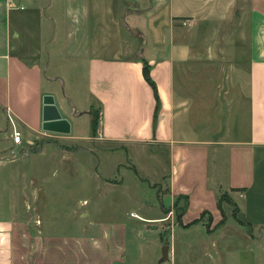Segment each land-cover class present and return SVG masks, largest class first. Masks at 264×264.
I'll list each match as a JSON object with an SVG mask.
<instances>
[{"label":"crops","instance_id":"1","mask_svg":"<svg viewBox=\"0 0 264 264\" xmlns=\"http://www.w3.org/2000/svg\"><path fill=\"white\" fill-rule=\"evenodd\" d=\"M238 12L248 50L249 91L242 99L246 127L243 138L220 141L224 134L209 119L214 96L200 97L194 90L200 104L186 102L182 82L187 69L209 59L205 51L215 50V43L199 41L206 26L232 20ZM57 47L63 58L88 67L89 106L94 101L101 106L99 140L170 146L171 195L189 200L186 221L206 209L220 217V182L210 176L209 146H229L227 190L236 188L244 197L245 222L264 228V0H15L9 8L0 0V106L30 132H43V96L52 94L71 123L69 134L86 139L89 135H79L64 110V99L45 83L51 76L45 60ZM144 59L152 65L161 101L155 129L156 98L143 75ZM185 103L189 117L184 119ZM209 128L219 132L215 139L186 135V130ZM193 204L198 207L190 214ZM238 208L241 213L239 203ZM91 239L34 233L29 219L9 213L0 216V264H92L97 256L92 250L82 251L79 263L70 250L91 246Z\"/></svg>","mask_w":264,"mask_h":264},{"label":"rangeland","instance_id":"2","mask_svg":"<svg viewBox=\"0 0 264 264\" xmlns=\"http://www.w3.org/2000/svg\"><path fill=\"white\" fill-rule=\"evenodd\" d=\"M241 15L238 12L232 20L206 26L199 41L215 43L217 48L205 51L209 59L187 69L188 77L182 82L186 102L200 104L194 90L200 97L214 96L209 119L224 136L210 128L191 129L186 130L189 138L218 136L220 141H230L244 137L242 99L249 91V66ZM45 64L51 74L46 85L64 99V110L78 134L89 137L30 132L0 106V216L15 213L29 219L34 233L40 229L93 237L97 241L91 239V246L70 249L77 263L88 248L93 257L97 255L92 264H264V228L245 222L244 197L236 188L227 190L229 146H209L210 176L216 184L222 183L216 185L219 220L206 209L186 221L189 200L185 195H171L170 146L99 140L92 131L91 110L97 114L101 106L97 101L89 106L93 100L86 63L63 58L57 47ZM196 76L205 79L200 82ZM182 108L185 119L189 107ZM17 131L20 141L15 140ZM196 207L193 204L189 213ZM166 244L168 258L164 259Z\"/></svg>","mask_w":264,"mask_h":264},{"label":"water","instance_id":"3","mask_svg":"<svg viewBox=\"0 0 264 264\" xmlns=\"http://www.w3.org/2000/svg\"><path fill=\"white\" fill-rule=\"evenodd\" d=\"M43 129L63 134L71 132V123L60 113L52 94L43 96ZM169 245L162 247L163 258H168Z\"/></svg>","mask_w":264,"mask_h":264},{"label":"trees","instance_id":"4","mask_svg":"<svg viewBox=\"0 0 264 264\" xmlns=\"http://www.w3.org/2000/svg\"><path fill=\"white\" fill-rule=\"evenodd\" d=\"M151 68L152 65L149 64V62L144 59L143 60V75L146 79V81L152 86L153 90H154V94H155V98H156V108H155V113H154V129L156 128V124H157V120H158V113H159V108H160V96H159V91H158V86L156 81L153 79V77L151 76ZM93 112V119L91 121L92 123V131L96 132L97 129V125H98V121H99V117H100V111L99 113L96 114L95 111ZM187 199V197H186ZM218 202L220 203V197L218 198Z\"/></svg>","mask_w":264,"mask_h":264},{"label":"built area","instance_id":"5","mask_svg":"<svg viewBox=\"0 0 264 264\" xmlns=\"http://www.w3.org/2000/svg\"><path fill=\"white\" fill-rule=\"evenodd\" d=\"M3 1L7 4L8 8L15 6V0H3ZM21 137H22L21 132L20 131H17L15 133V140L16 141H20L21 140Z\"/></svg>","mask_w":264,"mask_h":264}]
</instances>
